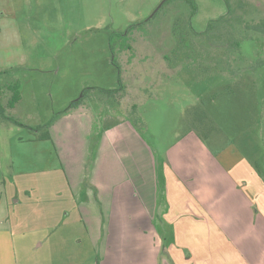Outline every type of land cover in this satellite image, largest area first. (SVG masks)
Instances as JSON below:
<instances>
[{"label": "crops", "instance_id": "obj_1", "mask_svg": "<svg viewBox=\"0 0 264 264\" xmlns=\"http://www.w3.org/2000/svg\"><path fill=\"white\" fill-rule=\"evenodd\" d=\"M15 2L0 0V70L26 62ZM258 102L255 119L231 132L222 125L205 140L186 131L161 164L131 119L106 125L95 168L75 172V185L67 167L85 155L89 130L63 138L66 167L58 119L50 139L17 140L0 117V264H264L259 92ZM26 177L33 188L18 183Z\"/></svg>", "mask_w": 264, "mask_h": 264}, {"label": "rangeland", "instance_id": "obj_2", "mask_svg": "<svg viewBox=\"0 0 264 264\" xmlns=\"http://www.w3.org/2000/svg\"><path fill=\"white\" fill-rule=\"evenodd\" d=\"M164 1L16 0L26 62L14 67L17 71L13 74L0 76L6 105L14 91H20V101L7 109V114L21 125L7 123L11 128L8 135L17 140L28 139L36 133L32 128L45 127L57 117L59 136L55 142L67 167L68 150L63 147V138L72 134L80 141L89 130L85 155L73 168L68 163L69 177L75 185V172L82 171L90 177V169L95 168L96 148L103 140V127L116 121L131 119L154 149L160 164L166 149L189 129L188 110L213 93L217 101L206 105V110L215 126L222 117V125L230 132L239 128L241 121L252 122L255 115L250 112L251 107L246 114L238 111L234 115V111L242 109L243 97L256 96L258 92L260 97L264 96V67L254 73L232 71L264 59V37L255 36L252 40L246 31L236 34V30L241 29L242 23H264V0H228L233 18L230 23H225L229 14L226 0H197L194 28L204 31L211 20L224 16L219 23L221 30L215 36L210 33L209 39L189 34L192 50L181 46L177 56L172 53L176 41L171 28L178 16L188 19L190 7L183 0H173L153 17ZM143 22L146 23L134 27ZM111 38L126 85L124 96L119 99L107 94L108 90L120 88L119 71L112 62ZM235 40L240 41L239 50L230 48ZM166 56L173 64L169 65ZM207 66L210 73H201ZM194 73L203 75V80L194 81ZM226 85L232 86L231 95L225 94ZM254 85L256 90L251 93L250 87ZM13 86L18 89L11 91ZM90 87L94 89L86 104L77 110L70 109L71 102L80 99L83 90ZM225 96L237 105L234 110L223 105ZM133 106L135 113L131 112ZM84 116L90 119L88 125L82 119ZM32 161L30 165L34 166L36 162ZM63 174L60 171L55 175V185L66 183L68 178L64 181L60 177ZM18 183L24 185L22 188H33L34 178H21Z\"/></svg>", "mask_w": 264, "mask_h": 264}, {"label": "trees", "instance_id": "obj_3", "mask_svg": "<svg viewBox=\"0 0 264 264\" xmlns=\"http://www.w3.org/2000/svg\"><path fill=\"white\" fill-rule=\"evenodd\" d=\"M173 0H165L161 6L160 9H158V11L153 15V17L156 16V14L159 12V10H161L166 4L171 3ZM175 1V0H174ZM185 1L189 7H190V15L188 17V19H183V17L178 16L175 21L173 22L172 28H171V32L172 35L176 41V47L172 50V53L177 56L178 53L180 52V48L181 46L186 48V49H190L192 50V43L190 40H188V36L189 34H192L196 37H207L208 39L210 38V36L213 34L215 36L216 32H219L221 30V27L219 26V23L223 21L224 16L220 17L218 19L215 20H211L207 26V28L204 31H197L194 26H193V19L194 17L197 15L198 13V3L197 0H183ZM227 2V7L229 9V14L228 18L226 19L225 23H230L231 21H233L232 15L230 16V3L228 0H226ZM225 15V16H227ZM152 17V18H153ZM151 20V19H149ZM149 20H147L146 22H148ZM146 22H143L142 24H136L134 27L138 26V25H144ZM244 26H246V28H243ZM186 27V28H185ZM224 29H226L227 31L229 29H227V27H223ZM242 31H246V33L248 34L250 39H254L255 36L258 37H264V23H256V24H249V25H245L244 23H242V27L241 29L236 30V34H240ZM129 33V32H128ZM127 33V34H128ZM212 33V34H210ZM126 34H121V36H125ZM240 41L235 40V41H231L230 44V48H234L235 50H239L240 49ZM110 47L112 49V54H113V59L112 62L113 64L116 66V68L119 71V84H120V88L116 89V90H108L107 94L109 95H115L118 99L124 96L125 90H126V85L123 82V78H122V71L120 68V65L116 59V55H115V50H114V44H113V39L111 38L110 40ZM189 58H191V56H188ZM166 59L170 64H173L172 61H170L169 56H166ZM264 67V59H257L255 62L244 66V68H241L239 70H233L232 72L234 74L237 73H244V72H256L258 69L263 68ZM17 68H10V69H5V70H0V76L3 74H13ZM203 70H200L201 73L203 74H209V67L207 66L206 68H202ZM206 69V70H205ZM203 71V72H202ZM194 81H202L203 80V75H198V73H194L193 75ZM18 88H16L15 86H13V88L10 87V90L14 91ZM94 88H85L83 90L82 96L80 97V99L74 100L71 102L69 108L70 109H79L80 107L84 106L86 104V99L88 97H90V92L91 90H93ZM102 90V89H101ZM251 93L255 92L256 90V86H251L250 87ZM103 91V90H102ZM234 90L232 88V86L230 85H226L225 86V94H229L231 95V93H233ZM219 94V93H218ZM215 93L209 95L207 98L203 99L201 101V103L198 106H193L188 110L187 113V117H188V121L189 123L187 124V126L189 127V129L187 131H195L197 133V135L205 140L208 139V137L210 136V134L213 131H220L221 130V125L223 123V117L220 120V123H218L217 126H215L214 122H212L208 111L206 110V105H211V103H214L215 101H217L215 99ZM219 96V95H218ZM224 96V95H222ZM228 96V95H227ZM2 97H3V92H2V88L0 87V117L7 121L10 122L12 124L15 125H21V123L14 119L13 117H10L7 114V109H12L14 108L15 104H17L20 101V91H14V96L12 98V100L9 102V104H4L2 102ZM220 97V96H219ZM244 99H246L247 101H244ZM258 95L256 94V96L254 95H250L246 97H243L242 100V109H238L236 111H234V115L236 114V112L238 111H242V114H246V110L250 109V112L253 111V115H256L255 109H258L259 107V102H258ZM247 103V104H246ZM223 105L226 106L227 108L230 107L231 110H234L235 107L237 105H235L234 102H231L230 97H226L223 100ZM246 105V107H245ZM136 106H133L131 108V112L135 113L136 111ZM245 111V112H244ZM233 112V111H232ZM249 113V112H248ZM247 113V115H249ZM255 118V117H254ZM254 118L252 120H254ZM57 117H54L45 127L43 126H39L37 128H32L34 132H37L38 139L40 140H48L51 138V134H50V127L54 124V122L56 121ZM241 119V118H240ZM135 125V124H134ZM136 126V125H135ZM137 127V126H136Z\"/></svg>", "mask_w": 264, "mask_h": 264}]
</instances>
